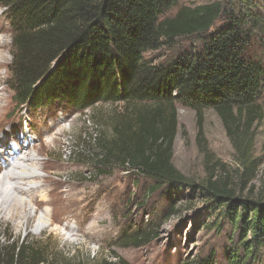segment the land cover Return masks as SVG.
<instances>
[{"label":"trees","instance_id":"trees-1","mask_svg":"<svg viewBox=\"0 0 264 264\" xmlns=\"http://www.w3.org/2000/svg\"><path fill=\"white\" fill-rule=\"evenodd\" d=\"M177 4L178 0H0L12 37L8 86L15 104L30 111L57 101L77 110L98 102L122 103V115L109 122L112 134L95 140L97 174L117 165L128 167L131 172L126 174L136 176L134 188L140 189L142 177L150 181L143 198L164 191L171 203L170 194L189 190L190 197L199 196L210 214H217V230L229 227L232 245L224 251L226 264H256L264 258L263 200L244 196L246 182L236 187L228 176L216 175L214 166L198 183L171 160L180 103L195 111L202 144L203 111L212 109L245 166L243 177L252 175L251 129L263 115L264 17L259 10H264V0ZM220 19L223 23L216 26ZM185 38H194L193 43L169 62L145 57L147 51L171 48ZM176 205L169 204L164 220L176 212ZM158 229L153 222L134 227L131 234L122 235L121 243L146 245L158 237ZM4 241L0 264L89 263L54 255L47 242L29 237ZM216 263L215 253H209L183 264ZM92 264L130 263L103 258Z\"/></svg>","mask_w":264,"mask_h":264},{"label":"rangeland","instance_id":"rangeland-1","mask_svg":"<svg viewBox=\"0 0 264 264\" xmlns=\"http://www.w3.org/2000/svg\"><path fill=\"white\" fill-rule=\"evenodd\" d=\"M213 1L219 0H178L177 7ZM4 9L0 6V143L4 142L8 150L19 148L9 164L15 165L17 157L37 159L33 173L38 177L31 178V183L15 178L20 188L19 193L13 192L16 198L27 194L24 201L28 219L22 220L20 208L0 216V243L5 244L4 239L29 237L47 242L54 255L85 262L88 259L90 264L103 258L113 261L123 258L130 264H183L209 253L217 256L216 264H226L224 251L232 245L229 227L216 229L217 214H210L205 200L190 197L189 190L170 194L172 203L164 197V191L143 198L149 179L140 178V189L134 188L136 176L126 174L121 165L97 174L95 140L99 135L112 134L109 122L112 117L122 115V103L98 102L91 108L77 110L57 101L34 111L15 104L14 92L8 86L12 37ZM259 12L264 17V10ZM222 23L220 19L216 26ZM193 39H178L173 47L147 51L145 57L155 63L169 62L188 49ZM261 102L262 118L251 129L250 156L254 158L255 168L249 179L243 177L245 166L240 163L217 114L212 109L203 111L202 144L198 140L195 111L180 103L176 106L173 166L198 183L214 166L216 175L228 176L236 187L246 182L244 196L264 202V94ZM88 113L92 117L85 120L84 115ZM20 168L27 171L31 167L23 163L14 173H19ZM4 173L5 169L0 170V176ZM43 197L45 200L40 201ZM173 202H177L176 212L164 220ZM46 210L50 219L39 228L36 220ZM151 222L159 224V229L158 237L150 243L139 247L121 243L122 235ZM237 238L236 233L232 240L236 243ZM258 259L256 264H264V258Z\"/></svg>","mask_w":264,"mask_h":264},{"label":"bare ground","instance_id":"bare-ground-1","mask_svg":"<svg viewBox=\"0 0 264 264\" xmlns=\"http://www.w3.org/2000/svg\"><path fill=\"white\" fill-rule=\"evenodd\" d=\"M2 51L0 50V56ZM7 144V143H6ZM0 149L2 152H0V170L5 169V173L0 176V216H3L5 212H12L18 211L17 209L20 208V213L23 215V221L28 219L27 212H26V207H25V198L27 194L23 195L22 198L17 199L16 194L13 192H20L19 189L17 188V183H16V177L20 180H25L28 183H31V178H37L38 176L35 175L37 173H33V168H36L35 165L37 164V159L33 158L32 156H23V157H17L16 158V164H9L12 162V159H15V155L19 153V148H16V150H12L9 148V150L5 147V143H0ZM7 150L6 152H4ZM21 156V155H19ZM25 164V166L31 167L30 170L28 169L27 171L24 168H20L19 173H14L15 169L19 168L20 166L22 167V164ZM5 164V165H4ZM19 170V169H17ZM33 180V179H32ZM11 184V186H10ZM26 184V183H25ZM10 187V190L7 191V189ZM7 188V189H6ZM31 189V188H30ZM29 191V190H28ZM32 192V189L30 190L29 193ZM34 198H30V201H33ZM45 200L43 197L40 201ZM48 209V208H47ZM50 213L48 210L45 212L41 213L38 216V219L36 220L37 226L39 228H42L44 224L50 219Z\"/></svg>","mask_w":264,"mask_h":264},{"label":"built area","instance_id":"built-area-1","mask_svg":"<svg viewBox=\"0 0 264 264\" xmlns=\"http://www.w3.org/2000/svg\"><path fill=\"white\" fill-rule=\"evenodd\" d=\"M84 116H85V117H84L85 120H87V119H89V117H90V113L85 114ZM85 120H84V121H85ZM123 169L125 170L126 173H130V172H131V170H130L128 167H124Z\"/></svg>","mask_w":264,"mask_h":264}]
</instances>
